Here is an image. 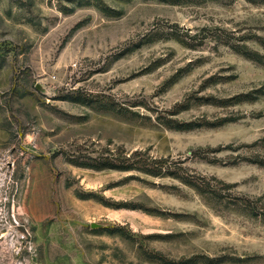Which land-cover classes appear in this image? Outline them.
Returning <instances> with one entry per match:
<instances>
[{
	"label": "rangeland",
	"instance_id": "obj_1",
	"mask_svg": "<svg viewBox=\"0 0 264 264\" xmlns=\"http://www.w3.org/2000/svg\"><path fill=\"white\" fill-rule=\"evenodd\" d=\"M0 264H264V0H0Z\"/></svg>",
	"mask_w": 264,
	"mask_h": 264
},
{
	"label": "water",
	"instance_id": "obj_2",
	"mask_svg": "<svg viewBox=\"0 0 264 264\" xmlns=\"http://www.w3.org/2000/svg\"><path fill=\"white\" fill-rule=\"evenodd\" d=\"M38 88L43 89V87H42L41 84H38ZM97 224H98V223L94 222V223H93V226H97Z\"/></svg>",
	"mask_w": 264,
	"mask_h": 264
},
{
	"label": "trees",
	"instance_id": "obj_3",
	"mask_svg": "<svg viewBox=\"0 0 264 264\" xmlns=\"http://www.w3.org/2000/svg\"><path fill=\"white\" fill-rule=\"evenodd\" d=\"M249 55V54H248Z\"/></svg>",
	"mask_w": 264,
	"mask_h": 264
}]
</instances>
